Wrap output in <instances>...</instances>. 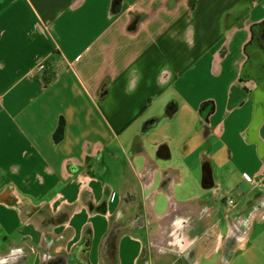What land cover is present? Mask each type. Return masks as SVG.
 I'll return each instance as SVG.
<instances>
[{
    "label": "crops",
    "instance_id": "0c3cea01",
    "mask_svg": "<svg viewBox=\"0 0 264 264\" xmlns=\"http://www.w3.org/2000/svg\"><path fill=\"white\" fill-rule=\"evenodd\" d=\"M114 1L0 0V264H40L56 254L66 262L49 264H79L73 251L86 240L85 227L90 264H165L190 253L186 264L201 256L220 264L233 244L226 264L235 256L264 264V246L249 243L254 224L264 228V161L247 138L252 94L228 109L250 29L264 21V0H120L112 13ZM42 63L45 71L36 73ZM182 110L205 128L194 139L203 148L184 160L170 139H149ZM258 138L264 144V121ZM106 151L123 157L117 188L92 173L98 163L106 167ZM201 166H209L208 179ZM228 168L249 174L251 188L221 214L218 197L233 184ZM126 193L117 214L109 195ZM22 205L65 212V220L44 231L22 217ZM122 215L132 225L109 257L106 237ZM242 216V229L233 230L232 218ZM201 231L209 240L192 245Z\"/></svg>",
    "mask_w": 264,
    "mask_h": 264
},
{
    "label": "rangeland",
    "instance_id": "374dc122",
    "mask_svg": "<svg viewBox=\"0 0 264 264\" xmlns=\"http://www.w3.org/2000/svg\"><path fill=\"white\" fill-rule=\"evenodd\" d=\"M238 89H239V84H238L236 92H235L236 95L239 97V95H240L239 93H241L243 90L239 92ZM202 119H203V123H206L204 121L203 117H202ZM203 129H205V128L203 127L202 121L199 118L196 119L194 117L188 116L186 114V112L184 110H182V111L176 113V115L170 119L167 117L163 118L161 120V122L159 123V125L149 132V139L151 141H153V140L156 141L159 139H161V140L170 139L171 143H173L172 149L174 150V152L176 153V155L178 156V158L180 160L181 159L184 160L186 155L188 157L189 156L188 154L195 152V150H197V149L203 148L202 139H199V142L197 140H194L195 136L199 132H201ZM204 131L205 130H203V132ZM206 133H208V132L206 131ZM200 135H201V133H200ZM260 141L262 142L261 139H260ZM262 144H263V142H262ZM187 145H188V151L186 153H184L183 148ZM113 156L114 155L109 153V151L108 152L106 151V153L104 154L105 158L102 159V161H104V163L106 164V167L108 168L107 169L108 173L106 174V176L101 178V180L104 183L108 184L109 186L114 185L117 188L119 186V180L122 182V179H121V169H122L121 163H122L123 157H119V155H118L117 159L120 160V161H118ZM257 156L262 162L264 161V144H263L262 156L260 157L258 154H257ZM201 172L203 174L202 166L200 169V174H201ZM228 172L232 173L231 180H232L233 184L230 182H228V185L224 184L223 189L220 192V196L218 197V201L220 204L221 214L226 213L228 208L232 209L234 206H237V204H241L242 195H240L239 193L247 195L250 192V188H251L250 187L251 185H250L248 179L243 177V175L241 174L242 172H240L239 169H236V170H234V172H232L231 168H228ZM117 192L119 193V190H117ZM210 192L211 193L206 195V197H204V198L208 197L209 199H211V196L214 195V192L213 191H210ZM238 194L240 195V197L238 196ZM229 199H231L234 203V205L232 207H228L225 205L226 201ZM162 202H164V201L162 200ZM162 202L161 201L158 202V207L160 209H164L166 207V204H165L164 208H162L163 207ZM105 207H106L105 204H103L101 207L99 205L97 207H93V211L94 212L102 211L103 210L102 208H105ZM21 209H22V217L23 218H25L26 220H29V219L32 220L33 223L39 225L40 228H42V230H44V231H46V230L52 231L54 225H59L63 220H65V215H63L65 212H63L62 214L54 216V214H51V212L49 210H47L46 208H43L40 210H33V209H31L25 205H22ZM31 217H32V219H31ZM258 226L259 225L257 223L254 224V227L252 230V235L249 238V240H250L249 243L251 244V246H258V247L264 246V228L258 229ZM222 227L225 230L226 225L222 224ZM85 228H87V227H85ZM257 235L259 237H257ZM50 237H52V236H50ZM191 240L193 241L194 239H191ZM206 240H209V238H205L204 232L201 231L200 234L195 238L192 245H194V243H196L197 241H199V244H200L201 241H206ZM258 244H260V245H258ZM63 246H65V245H63ZM240 255H241V253H240ZM153 257L155 260H157L159 255L153 254ZM218 257H216V258H218ZM178 259H179L178 255H176V256L172 255L170 258L166 259L165 264H182V263L178 262ZM33 260H34V258H32V261ZM148 262H149V260H148ZM197 262L199 264H216L215 257L213 258L212 261H206L205 257L201 256V257H198ZM183 264H186V263L183 262ZM229 264H247V263L242 259L239 260V258L237 256H235V258Z\"/></svg>",
    "mask_w": 264,
    "mask_h": 264
},
{
    "label": "water",
    "instance_id": "95a60500",
    "mask_svg": "<svg viewBox=\"0 0 264 264\" xmlns=\"http://www.w3.org/2000/svg\"><path fill=\"white\" fill-rule=\"evenodd\" d=\"M245 16L244 13L237 14L234 16L233 21H240ZM251 38L250 41L244 46V54L246 56V62L242 66V72H241V82H253L254 86L256 87L254 90L245 88L243 92L239 93V97L236 99V93L233 95L232 99L230 100V105L232 107L236 106L238 102L243 100L248 94H252L253 97V118L252 122L247 130V138L248 142L256 145V151L257 154L261 157L263 154V144L258 138V130L261 127L263 121H264V21L254 25L250 29ZM253 55H258L260 57L259 60L254 61ZM166 114L168 116L173 115L172 106H168L166 110ZM62 128L63 124L61 123L57 132H56V138L60 139L62 136ZM104 174V173H103ZM102 174V175H103ZM203 174L204 179H208L211 176V172L208 166V169L203 168ZM119 228V225L115 226V230L111 229L108 236L106 237V240L110 239L111 236H119L117 234V229ZM244 234V233H243ZM245 235V234H244ZM89 243V242H88ZM231 243L229 241L226 242V245H230ZM85 246H88V244H83ZM234 245V244H233ZM233 245L228 246L231 247L230 249L234 247ZM226 248V251L224 252V260L220 262V264H226V258L229 255V250ZM231 254V251H230ZM54 259H58L62 262H66L65 258L61 255H47L44 258H42L40 264H49L50 261H53ZM107 263H110L109 260H107Z\"/></svg>",
    "mask_w": 264,
    "mask_h": 264
},
{
    "label": "flooded vegetation",
    "instance_id": "af4514ba",
    "mask_svg": "<svg viewBox=\"0 0 264 264\" xmlns=\"http://www.w3.org/2000/svg\"><path fill=\"white\" fill-rule=\"evenodd\" d=\"M256 56L257 55H253V58L256 57ZM240 78H241V75H240ZM239 82L240 83H239V89H238V91L239 92L242 91V90L244 91V88H247L248 87L247 82H243V81L241 82V80H239ZM263 87H264V84H263ZM236 98H238V96ZM147 126L148 125H145L144 127H147ZM91 169H92V173L94 175H96V177H98V178H101V177L103 178L108 173L107 167H104L100 163L96 164V166H92ZM109 191H107V193ZM110 199H112L111 198V195H109V199L108 200H110ZM113 199L117 202V206L115 208V212H117V214L120 213V211L122 210L121 207L123 205H126L125 203L130 200V198L128 196V193H126V195H121V196L119 195V199L118 198H113ZM115 212H114V214H115ZM243 216L248 217V214H244ZM243 216H242L241 219H237L235 222H234V219L235 218H232V220H231L230 223L232 224V229L233 230L235 228L242 229L241 228L242 227V221H245V219L243 218ZM119 223H120V225H119V228L117 229V234H120V233L123 234V233H125L126 230H128V229L131 228V225H132L131 224L132 223L131 221H127L126 218L123 219V215H122V218L120 219V222ZM246 223H248V219H247ZM116 225H118V224H117V221L115 219L114 222H113V225L111 227V229L115 230V232H116V229H115V226ZM89 233H90V228L89 227L85 228L84 229V237H86V235H88ZM56 238H58L56 241L60 240L59 237H56ZM109 240H110L109 257L110 256H113L114 257L116 255L117 246H118V236L117 235L116 236H111ZM52 241H54V240L50 236H47V243L48 244H51ZM83 244H88V246H85ZM83 244L81 246L79 245L78 247H75L74 248V251H73L74 252V255H75L76 259H78L77 262L79 264H90V262L88 260V249H89V244L90 243H88L87 240H84V243ZM191 255H192V253H190L187 256L180 255L179 256V259H178V262H180L182 264H183V262L187 263V259L186 258L189 257V256H191ZM111 264H115V261L114 262H111Z\"/></svg>",
    "mask_w": 264,
    "mask_h": 264
},
{
    "label": "trees",
    "instance_id": "16d2710c",
    "mask_svg": "<svg viewBox=\"0 0 264 264\" xmlns=\"http://www.w3.org/2000/svg\"><path fill=\"white\" fill-rule=\"evenodd\" d=\"M119 2H120V0L114 1L113 5H112V13H116L118 11ZM226 27H228V26H226ZM51 81H53V80H48L47 83H50ZM236 89H237V86H234V87L231 88L230 95H229V101L232 99L233 95L235 94ZM241 102H242V100L240 102H238L237 105H240ZM228 104H229L228 105V109H232L233 107L230 105V103H228ZM211 113H212V111H209L207 114H205L204 121H208V118L211 115ZM90 239H91V233H89L88 235H86V240L88 242L90 241Z\"/></svg>",
    "mask_w": 264,
    "mask_h": 264
},
{
    "label": "built area",
    "instance_id": "2783aa9c",
    "mask_svg": "<svg viewBox=\"0 0 264 264\" xmlns=\"http://www.w3.org/2000/svg\"><path fill=\"white\" fill-rule=\"evenodd\" d=\"M45 69H46V65H45V63H42V64H39V65L36 67L35 72H36V73H41V72L45 71ZM241 172H242L241 174L243 175L244 178H246V179H250L249 174H247V173H246L245 171H243V170H241ZM226 205H227L228 207H232V206L234 205V203H233L232 200H228L227 203H226ZM108 206H109L110 209H114V208H116V206H117V202H116L114 199H111V200L109 201V203H108Z\"/></svg>",
    "mask_w": 264,
    "mask_h": 264
},
{
    "label": "bare ground",
    "instance_id": "6f19581e",
    "mask_svg": "<svg viewBox=\"0 0 264 264\" xmlns=\"http://www.w3.org/2000/svg\"><path fill=\"white\" fill-rule=\"evenodd\" d=\"M162 243L164 244V240L162 241ZM161 243V244H162ZM175 245H177V247H178V249L180 250V251H183L184 249H185V246H184V242H183V240L182 239H178V241L176 242V243H174ZM166 245V247L168 246L167 244H165ZM162 250V249H161ZM179 254H181V253H179ZM187 259V263H192V255L191 256H189V257H187L186 258Z\"/></svg>",
    "mask_w": 264,
    "mask_h": 264
}]
</instances>
